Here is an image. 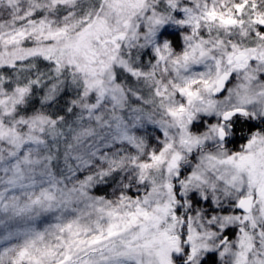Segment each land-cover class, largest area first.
I'll use <instances>...</instances> for the list:
<instances>
[{"label":"snow or ice","instance_id":"snow-or-ice-1","mask_svg":"<svg viewBox=\"0 0 264 264\" xmlns=\"http://www.w3.org/2000/svg\"><path fill=\"white\" fill-rule=\"evenodd\" d=\"M0 214V264H264V0H0Z\"/></svg>","mask_w":264,"mask_h":264},{"label":"trees","instance_id":"trees-1","mask_svg":"<svg viewBox=\"0 0 264 264\" xmlns=\"http://www.w3.org/2000/svg\"><path fill=\"white\" fill-rule=\"evenodd\" d=\"M0 216H2V214H0ZM50 221V218H41L40 221H37L38 224H40V226L42 227L44 223H47Z\"/></svg>","mask_w":264,"mask_h":264}]
</instances>
